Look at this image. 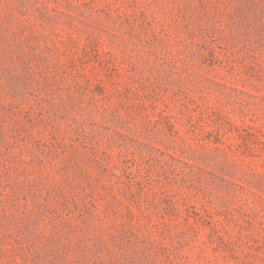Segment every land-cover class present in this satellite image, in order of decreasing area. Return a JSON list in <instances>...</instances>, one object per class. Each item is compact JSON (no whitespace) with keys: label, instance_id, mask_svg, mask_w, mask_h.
I'll list each match as a JSON object with an SVG mask.
<instances>
[{"label":"rangeland","instance_id":"rangeland-1","mask_svg":"<svg viewBox=\"0 0 264 264\" xmlns=\"http://www.w3.org/2000/svg\"><path fill=\"white\" fill-rule=\"evenodd\" d=\"M0 264H264V0H0Z\"/></svg>","mask_w":264,"mask_h":264}]
</instances>
